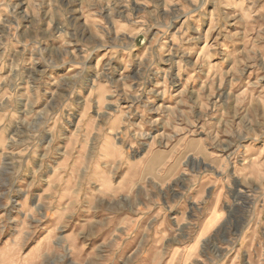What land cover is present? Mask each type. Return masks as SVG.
<instances>
[{
	"label": "rangeland",
	"instance_id": "obj_1",
	"mask_svg": "<svg viewBox=\"0 0 264 264\" xmlns=\"http://www.w3.org/2000/svg\"><path fill=\"white\" fill-rule=\"evenodd\" d=\"M0 264H264V0H0Z\"/></svg>",
	"mask_w": 264,
	"mask_h": 264
},
{
	"label": "crops",
	"instance_id": "obj_2",
	"mask_svg": "<svg viewBox=\"0 0 264 264\" xmlns=\"http://www.w3.org/2000/svg\"><path fill=\"white\" fill-rule=\"evenodd\" d=\"M211 217H212V212L204 220V224H203L202 230H201V233H203L204 235L211 233L216 229V226H217L216 222L214 224H212L210 227H207V223L211 219Z\"/></svg>",
	"mask_w": 264,
	"mask_h": 264
}]
</instances>
